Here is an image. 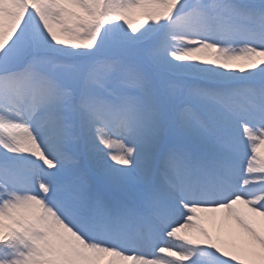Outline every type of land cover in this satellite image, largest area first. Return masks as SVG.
Segmentation results:
<instances>
[{
  "label": "snow or ice",
  "instance_id": "6c2138e0",
  "mask_svg": "<svg viewBox=\"0 0 264 264\" xmlns=\"http://www.w3.org/2000/svg\"><path fill=\"white\" fill-rule=\"evenodd\" d=\"M0 264H264V0H0Z\"/></svg>",
  "mask_w": 264,
  "mask_h": 264
},
{
  "label": "rangeland",
  "instance_id": "374dc122",
  "mask_svg": "<svg viewBox=\"0 0 264 264\" xmlns=\"http://www.w3.org/2000/svg\"><path fill=\"white\" fill-rule=\"evenodd\" d=\"M172 243H174V244H178V243H180V242H179V241H175V240H173Z\"/></svg>",
  "mask_w": 264,
  "mask_h": 264
}]
</instances>
